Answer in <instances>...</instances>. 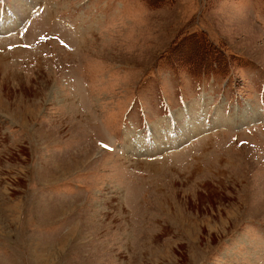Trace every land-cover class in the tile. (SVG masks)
Segmentation results:
<instances>
[{
    "label": "rangeland",
    "instance_id": "1",
    "mask_svg": "<svg viewBox=\"0 0 264 264\" xmlns=\"http://www.w3.org/2000/svg\"><path fill=\"white\" fill-rule=\"evenodd\" d=\"M0 264H264V0H0Z\"/></svg>",
    "mask_w": 264,
    "mask_h": 264
},
{
    "label": "trees",
    "instance_id": "2",
    "mask_svg": "<svg viewBox=\"0 0 264 264\" xmlns=\"http://www.w3.org/2000/svg\"><path fill=\"white\" fill-rule=\"evenodd\" d=\"M206 41H207L206 38H203V39L200 38V40H199V43L196 47V50H197V53L199 54V56H203L205 53H207L209 51V50H207V47H206ZM196 43L194 44V47L196 46Z\"/></svg>",
    "mask_w": 264,
    "mask_h": 264
},
{
    "label": "bare ground",
    "instance_id": "3",
    "mask_svg": "<svg viewBox=\"0 0 264 264\" xmlns=\"http://www.w3.org/2000/svg\"><path fill=\"white\" fill-rule=\"evenodd\" d=\"M154 127V126H153Z\"/></svg>",
    "mask_w": 264,
    "mask_h": 264
}]
</instances>
